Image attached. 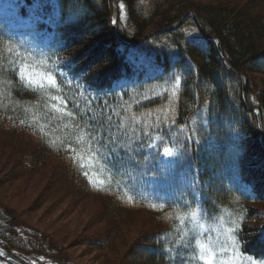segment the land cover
<instances>
[{
    "label": "trees",
    "instance_id": "16d2710c",
    "mask_svg": "<svg viewBox=\"0 0 264 264\" xmlns=\"http://www.w3.org/2000/svg\"><path fill=\"white\" fill-rule=\"evenodd\" d=\"M25 1L21 14L28 16L33 0ZM41 1L32 27L60 71L48 91L22 81L14 39L0 27V188L23 180L24 190L51 167L52 189L45 197L71 192L98 198L106 224L88 241L117 255L115 264H193L185 238L196 208L206 223L232 228L240 255L264 261V0H113L116 34L110 0ZM189 12L194 17L165 30ZM187 25L195 34L184 32ZM148 29L156 32L147 40L122 42H134ZM238 75L246 78L244 94ZM255 75L260 81L250 80ZM160 86L166 89L152 95ZM143 92L149 93L142 97ZM52 95L60 109L51 105ZM202 110L207 127L183 143V164L192 166L189 176L200 182V206L140 194L128 177L134 163L127 164L142 158L123 144L131 116L143 115L163 131L188 127ZM132 129L144 134L143 128ZM204 139L209 141L202 148ZM91 161L101 167V185L91 180ZM131 211L150 213L156 227L120 254ZM0 245L28 264L31 255L69 263L59 258L53 239L22 226L2 204Z\"/></svg>",
    "mask_w": 264,
    "mask_h": 264
},
{
    "label": "rangeland",
    "instance_id": "374dc122",
    "mask_svg": "<svg viewBox=\"0 0 264 264\" xmlns=\"http://www.w3.org/2000/svg\"><path fill=\"white\" fill-rule=\"evenodd\" d=\"M194 1L205 3L209 0ZM25 2V0H0V27L14 39V57L16 65L19 66L22 81L31 88L48 91L55 84L54 75L60 71L46 54L48 45L44 37L32 27L36 20L34 12L40 9L42 1L34 2L33 0L32 4L26 6V12L29 11L28 16L21 14L23 13L21 6ZM120 16L122 20H125V12L121 4ZM153 30L148 29L146 33ZM183 30L187 34H195L191 25H187ZM60 61L64 62L62 59ZM49 77L54 83H49ZM251 78H253L250 79L251 81L254 79L260 81L262 77L255 75ZM165 89L166 86L155 87L151 94L159 95L160 91ZM147 93L149 92H143L141 96L144 97ZM50 102L55 109H60L61 101L58 97L52 95ZM164 111L163 117L166 120L170 119V108ZM142 116H131L129 123L131 129L123 143L131 150L134 148V152L142 158V160L128 162L127 166L134 163L132 168L128 167L129 180L137 186L142 195L159 196L163 199L173 197L189 204L196 201V206L199 207L200 182L196 177L189 176L192 166L183 164L185 162L183 143L190 134L196 137V134L201 133H196V130L202 131L207 127L204 110L194 115L188 127H170L163 131L154 125L157 122L152 124L142 119ZM133 126L137 127V130L143 128L144 134L133 132ZM135 135L138 139L134 142ZM208 141L209 139H204L201 147H207ZM165 149L170 150V156L165 153ZM94 162L91 161L88 167L89 175L93 184L101 185L103 181L102 174L99 172L101 167ZM45 169L44 179L38 175L33 177L32 181L36 183L35 189L32 188L34 183L30 181L29 186L21 190L20 185L24 183L23 180L11 185L10 188H0V204L8 207L22 226L36 230L48 240L53 239L59 245V258L63 256L69 262L68 264H115L117 255L108 250H98L88 241L96 238V235L105 228V219L100 215L99 199L87 195L78 197L71 192H62L60 197H45L52 189L50 176L54 172L51 167ZM183 170L186 172H181ZM261 206L264 209V205ZM127 219L130 223L127 227V235L124 237L127 242L124 243L125 246L118 245L120 254L128 247L130 241L136 240L137 235L152 231L156 227L151 214L145 211H131ZM189 222L190 229L189 232L187 231L185 242L194 252V260L189 259L193 264H248L250 259L238 252L231 227L221 223L212 225L206 223L197 208L191 211ZM29 258L32 264H57L56 259L47 256L31 255ZM256 264H264V262L256 261Z\"/></svg>",
    "mask_w": 264,
    "mask_h": 264
},
{
    "label": "water",
    "instance_id": "95a60500",
    "mask_svg": "<svg viewBox=\"0 0 264 264\" xmlns=\"http://www.w3.org/2000/svg\"><path fill=\"white\" fill-rule=\"evenodd\" d=\"M110 2L112 3L113 7H114V21H113V29H114V32L116 34V31H115V22H116V4L113 2V0H110ZM187 16H193V14L191 12L187 13L178 23L172 25L170 28H167L165 30H169L171 28H175L176 26L180 25L183 21L184 18H186ZM194 17V16H193ZM156 31H152L150 33H146L144 34L142 37H140L139 39H137L136 41L132 42V43H126L127 45H133V44H136L140 41H143V40H146L148 39L150 36H152ZM216 43V46L218 48V51L220 52V45H219V42L217 39H213ZM226 66L227 68L232 71V69L230 68V66L226 63ZM241 80H242V91H243V94H244V89H245V83H246V78L243 76V75H238ZM253 113L257 116V118L259 119V114L256 110H253ZM259 127L261 128V125H260V122H259ZM259 128V129H260ZM261 142H262V145L264 147V139L263 137L261 136ZM0 258L5 260V261H9V262H12L14 264H25L24 262H22L20 259H18L17 257H15L12 253H10L9 251H7L6 249H4L2 246H0Z\"/></svg>",
    "mask_w": 264,
    "mask_h": 264
},
{
    "label": "snow or ice",
    "instance_id": "6c2138e0",
    "mask_svg": "<svg viewBox=\"0 0 264 264\" xmlns=\"http://www.w3.org/2000/svg\"><path fill=\"white\" fill-rule=\"evenodd\" d=\"M49 83H54V81L52 80V78L51 77H49ZM165 153L167 154V155H171V152H170V150H168V149H165ZM248 264H256V261L255 260H249L248 261Z\"/></svg>",
    "mask_w": 264,
    "mask_h": 264
}]
</instances>
